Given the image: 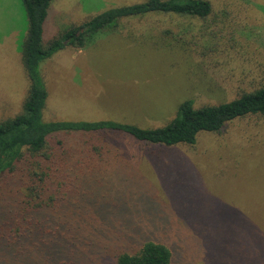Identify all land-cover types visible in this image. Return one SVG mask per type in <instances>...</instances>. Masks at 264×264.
<instances>
[{
    "label": "rangeland",
    "instance_id": "obj_1",
    "mask_svg": "<svg viewBox=\"0 0 264 264\" xmlns=\"http://www.w3.org/2000/svg\"><path fill=\"white\" fill-rule=\"evenodd\" d=\"M145 1L54 0L44 45L99 13ZM209 1L206 21L152 13L121 19L82 49L65 43L40 66L44 120L161 127L185 100L225 103L264 83V0ZM27 30L22 0H0V122L22 113L29 95L21 52ZM81 142L80 134L66 138L73 151ZM110 142L103 171L82 174L69 203L50 215L60 235L45 239L48 253L64 255L68 234L81 225L90 244L77 248L102 252L93 264H116L119 253L132 254L145 241L166 245L172 264H264V119L203 133L193 148L122 136ZM20 175H6L0 187L3 234L20 209ZM24 253L17 257L0 235V264H45L31 246Z\"/></svg>",
    "mask_w": 264,
    "mask_h": 264
},
{
    "label": "trees",
    "instance_id": "obj_2",
    "mask_svg": "<svg viewBox=\"0 0 264 264\" xmlns=\"http://www.w3.org/2000/svg\"><path fill=\"white\" fill-rule=\"evenodd\" d=\"M53 1L22 0L28 30L21 52L30 91L23 112L0 122V187L6 175L21 169L19 181L23 194L20 209L12 217V228L5 234L1 228L0 235L7 247L16 249L17 257L25 255L31 246V251L39 253L45 264H93L102 252L96 253L95 245H90L86 253L77 248L87 241L90 244V240H84L81 225L68 234L64 255L56 257L55 251L53 256L48 253L51 248L45 239L52 236L49 241H55L59 237L60 227L52 226L50 215H59L69 203L68 198L81 182V175L103 171L106 156L112 153L110 136H122L145 146L193 148L203 133L220 134L234 121L264 119V83L255 85L251 91L242 90L235 99L225 103L196 107L192 99L185 100L174 118L161 127L144 128L113 120L45 121L48 91L40 66L63 49L65 43L82 49L94 34L117 26L124 18L160 13L206 21L213 11L209 0H146L99 13L71 26L46 46L45 23ZM258 40L264 48V34ZM75 134L81 135L82 142L73 151L67 146L66 138ZM32 238L38 239L33 245ZM116 264H172V252L166 245L145 241L132 254L119 253Z\"/></svg>",
    "mask_w": 264,
    "mask_h": 264
}]
</instances>
